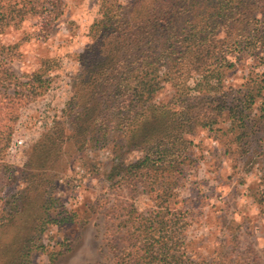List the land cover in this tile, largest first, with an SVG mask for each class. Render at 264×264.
I'll return each instance as SVG.
<instances>
[{
  "label": "rangeland",
  "instance_id": "rangeland-1",
  "mask_svg": "<svg viewBox=\"0 0 264 264\" xmlns=\"http://www.w3.org/2000/svg\"><path fill=\"white\" fill-rule=\"evenodd\" d=\"M34 4L0 32V264H118L156 212L179 264H264V0Z\"/></svg>",
  "mask_w": 264,
  "mask_h": 264
},
{
  "label": "trees",
  "instance_id": "trees-1",
  "mask_svg": "<svg viewBox=\"0 0 264 264\" xmlns=\"http://www.w3.org/2000/svg\"><path fill=\"white\" fill-rule=\"evenodd\" d=\"M35 0H0V32L2 30L13 27L20 26L24 21L25 17L28 14L33 15L36 13V7L34 4ZM1 4H7L6 7L1 6ZM97 25V22L93 25ZM207 42L205 37L199 38L197 40L196 50L204 58H213L216 59V51L205 52L203 54V49L205 43ZM12 47H5L0 43V75L3 74L8 84L13 82L10 79L14 77L9 71V68L6 67L3 69V65L6 66V62H11L13 53ZM202 61V60H201ZM205 65L208 67L207 62ZM219 72V69H215L211 74H216ZM201 80H206L207 76L202 73L200 76ZM1 79V78H0ZM127 76L121 78V83L117 87H122L125 81H127ZM2 85V84H1ZM14 86V85H12ZM145 85H142L144 89ZM155 162H149V158L145 157L141 162H137L135 165L130 168L134 169L135 173H139L137 176L146 177L153 170L158 167H154ZM150 220L154 221V224L150 226H140L136 231H134L133 244L131 245L128 252L123 250L121 257L118 258V264H126L128 259L132 260L133 264H179L178 262V241L174 238L175 235L169 231H164V215L162 216L160 212H156L154 215L150 216ZM160 227V228H159Z\"/></svg>",
  "mask_w": 264,
  "mask_h": 264
},
{
  "label": "built area",
  "instance_id": "built-area-1",
  "mask_svg": "<svg viewBox=\"0 0 264 264\" xmlns=\"http://www.w3.org/2000/svg\"><path fill=\"white\" fill-rule=\"evenodd\" d=\"M16 144H17V146L19 147L20 142H16ZM17 146H14V144H13V147H10V148H9V151H10L11 153H15V149H16Z\"/></svg>",
  "mask_w": 264,
  "mask_h": 264
}]
</instances>
